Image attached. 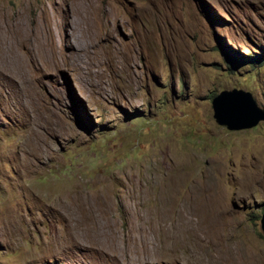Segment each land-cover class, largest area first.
I'll use <instances>...</instances> for the list:
<instances>
[{"label":"rangeland","instance_id":"374dc122","mask_svg":"<svg viewBox=\"0 0 264 264\" xmlns=\"http://www.w3.org/2000/svg\"><path fill=\"white\" fill-rule=\"evenodd\" d=\"M232 88L264 108V0H0V264H264V121L216 123Z\"/></svg>","mask_w":264,"mask_h":264},{"label":"water","instance_id":"95a60500","mask_svg":"<svg viewBox=\"0 0 264 264\" xmlns=\"http://www.w3.org/2000/svg\"><path fill=\"white\" fill-rule=\"evenodd\" d=\"M213 118L229 130L247 129L264 121V108L255 102L249 91L223 89L211 100ZM260 229L264 234V213L260 217Z\"/></svg>","mask_w":264,"mask_h":264},{"label":"bare ground","instance_id":"6f19581e","mask_svg":"<svg viewBox=\"0 0 264 264\" xmlns=\"http://www.w3.org/2000/svg\"><path fill=\"white\" fill-rule=\"evenodd\" d=\"M29 43V42H28ZM85 56V55H84ZM78 57V56H77ZM80 65V64H79ZM41 126V125H40ZM187 172V171H186ZM177 173H179V174H181V175H183V173H182V171H179V172H177ZM178 175V174H177ZM168 181L169 182H164L163 184L161 183V184H159V185H161V187H163L164 186V184H165V187H164V189H163V193L164 194H166L167 192H169V194H166L165 196H173L175 193H177V192H183V196H181V198L183 197H187V196H191V195H195V192L198 190V189H200L201 188V183H203V180L202 181H198V180H193L191 183H190V185H187V183H186V177L185 176H176V177H171L170 176V178L168 179ZM208 182H209V180H208ZM206 184V183H205ZM209 184H210V182H209ZM200 185V186H199ZM214 185V186H213ZM213 190H212V192L214 191L215 193L213 194V196H211V194H210V188H211V186L210 185H208V186H210V187H208V188H206V191L204 192V193H202V194H200V196L202 197L201 198V202L199 203L200 205H201V203L204 201V202H206V200H207V202L205 203V207H206V210L207 211H210V212H212V213H214L215 215L216 214H224L225 213V206H224V202H225V193H224V191H222V187L220 186V184L218 183V182H214L213 183ZM204 187V186H203ZM105 188V187H104ZM162 190V189H161ZM199 192V191H198ZM210 195V197H208ZM164 196V195H163ZM164 196V197H165ZM160 197V196H159ZM170 197V198H171ZM195 197H197V194H196V196ZM207 197H208V199H207ZM141 198V197H140ZM189 198V197H188ZM144 199V198H143ZM168 199V198H167ZM185 200V199H184ZM188 201H190V200H188ZM196 202V201H195ZM190 203V202H189ZM165 204V203H164ZM199 205V206H200ZM198 207V206H197ZM190 208V207H189ZM202 209H203V207H202ZM205 212V211H204ZM198 213V212H197ZM214 215V216H215ZM203 216H205V215H203ZM212 216V215H211ZM225 216V215H224ZM202 217V216H201ZM220 217V216H219ZM162 218V217H161ZM225 218V217H224ZM164 219V218H163ZM201 220V219H200ZM162 221V220H161ZM160 221V223H162ZM203 221H204V226H203V228H204V230L206 231L205 233L209 236V228L212 226V225H216L217 224V220H213V218H211V219H209V220H205V219H203ZM221 221V220H220ZM164 222V221H163ZM202 222V221H201ZM165 224V223H164ZM201 224H203V223H201ZM163 225V224H162ZM224 225V224H223ZM156 226H157V224H156ZM165 226V225H164ZM198 227V226H197ZM160 228V227H159ZM156 229V228H155ZM158 229V228H157ZM179 229V228H178ZM211 229V228H210ZM165 230H167V229H165ZM202 230V229H201ZM156 231V230H155ZM158 231V230H157ZM162 231V230H161ZM183 231V230H182ZM203 231V230H202ZM159 232V231H158ZM168 232V231H167ZM179 232V231H178ZM185 232H186V230H184L183 231V234H182V232H179L178 234H176L175 236H176V238H177V236L179 237H181L182 238V241H184L185 240V238H187L188 237V235H187V233H186V235H185ZM190 233V232H189ZM192 233V232H191ZM203 233V232H202ZM205 235V234H204ZM157 236V235H156ZM208 236H207V238H208ZM219 236V235H218ZM199 237V236H198ZM157 238V237H156ZM189 238H190V235H189ZM195 238V237H194ZM210 238V237H209ZM211 238H213L214 240H215V242L216 241H219V240H217V239H219L217 236H215V237H212L211 236ZM191 239H193V238H191ZM214 240H212V242L214 241ZM168 241V240H167ZM166 241V242H167ZM181 241V242H182ZM208 241H209V239H208ZM156 242H157V240H153L152 242H151V244L152 245H156ZM179 242V241H178ZM149 244V243H148ZM164 244H166L165 243V240H163V242H162V246L164 245ZM130 245V244H129ZM134 245V244H133ZM142 245V244H141ZM147 245V244H146ZM132 246V245H131ZM144 246V245H143ZM142 247V246H141ZM154 247V246H153ZM129 248H130V246H129ZM137 248V247H136ZM138 248H139V246H138ZM143 249V248H142ZM137 250V249H136ZM135 250V251H136ZM134 251V250H133ZM134 251V252H135ZM142 251V250H141ZM130 252H132V250L130 251ZM134 252H132V253H134ZM138 252H139V249H138ZM143 252V251H142ZM142 252H140V253H142ZM131 253V255L129 256L132 260H133V262H131V264L132 263H134V264H136V260L135 259H133V257H134V255ZM136 254V253H135ZM138 254V253H137ZM144 256V255H143ZM142 256V257H143ZM147 256V255H146ZM138 257H140V256H138ZM137 259V258H136ZM139 259V258H138ZM137 259V260H138ZM143 259V258H142ZM145 260V258L143 259V261ZM141 261V260H140ZM140 261H138V262H140ZM201 261V260H200Z\"/></svg>","mask_w":264,"mask_h":264}]
</instances>
